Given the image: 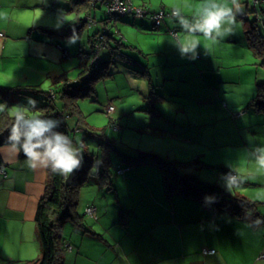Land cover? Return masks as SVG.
<instances>
[{"label":"rangeland","instance_id":"374dc122","mask_svg":"<svg viewBox=\"0 0 264 264\" xmlns=\"http://www.w3.org/2000/svg\"><path fill=\"white\" fill-rule=\"evenodd\" d=\"M133 1L132 2L135 6L145 7L150 12L158 11L162 9L163 6H165L167 10L178 9L180 14L189 20L199 16L204 7L210 6L211 3H215L221 7L231 8L234 20H231L230 18L226 19L222 28L224 35L222 37L213 39L200 33L185 32L181 28L177 17L167 16L164 24L162 25L163 27H161L159 30L153 29L152 26L150 27V13L148 15H144L143 17H136L132 14H127L126 16L122 17V19H113V22H111L113 23L111 24L112 31L116 32V36H123L126 43V46H121V51L131 58L137 59L138 62L131 64L125 59H118L116 63H109V69L112 74L97 81L96 92L92 93V96H85L80 99L79 103L83 110L81 116L83 120V122H81L83 123L82 126H80L79 130L77 129V116H73L68 119L69 125L71 126L69 136L72 138L74 144L77 146L82 145L83 156L86 154V148L89 147L90 152L95 153L98 157L100 155L99 143L101 141V133L105 131L107 135L115 138L117 148L121 149L124 153L134 154L137 152V150H148L165 156L169 159H173L176 157L175 153L177 151L179 158L191 159L196 157L197 150L195 147L199 145L196 141L198 135L197 127L198 124L203 123L202 121L199 123L191 122L189 121L191 119H189L188 122H185V124H194L185 127V131L189 134L187 136L192 138L190 143H188L186 141L187 139L180 140V138L174 133L169 134L166 132L164 135L149 132L146 129L147 127L145 128L147 124L142 123L144 120L140 119L142 117V111L144 110L140 109V107L136 108L135 106L142 102L145 104L148 102V104H150L149 98L151 96L150 102H153L154 100L156 105L160 107L163 106L169 110L172 115H176L175 104L170 102L163 103L162 101L158 100L157 95L161 94V92L159 89H156V82L159 83V85H162V82H166L168 85L171 83L173 86L172 89H174L172 91L174 100L190 99L193 96L192 93H195L197 89L192 88V79H197L198 76L194 69L189 68L188 62L190 61L192 63H198L202 57H208L211 59L214 58L217 60L219 66H221L220 69L222 76L226 78L225 81L227 82H224L223 85L224 88H227L228 90V93H226L228 99H230L232 102L241 101V98L244 99L243 102H240L237 105L238 109L236 107L234 108L235 110L233 111V116H244V121L248 127L240 122V126L238 128L237 123L235 122L229 128L230 130H235L238 132V136L243 138L246 143L254 148L252 160L250 161L248 159L249 156H247V152L244 151L245 149L250 148L247 144H244V146L241 147H235L237 152L232 147H227L228 150L224 152V155L217 158V150L214 151L213 149L215 145L212 146L207 143L205 139H203L202 145H204L205 151L202 150V152H206V154L202 155V159L206 161L204 158H207L211 160L210 162L217 164H212L211 166H203L201 163L198 165L191 164L186 168H182V170L185 172H196L202 179L208 180L210 182L220 183L227 189H229L228 184L230 177H227L226 173L224 172V165L230 166L232 169V166L236 164L232 170H236L240 176L246 177L248 173H251L250 177L255 178L254 181L263 180L264 166H261L257 162L256 157L259 156V152L257 151V137L262 135V132L257 131H261L260 122L264 121V112H262V115H258L260 112L249 106L251 99H248L249 101L247 100L249 97L247 92L249 91V88L253 87V81L255 80L254 78L256 73H260V71H262L261 74H264V57L257 55L255 51L249 46L246 29L244 26L246 22L244 19L245 17L249 19L250 22H253L255 26H258L260 33L264 35V20L258 16L260 15L259 13L261 12V9H257V11L255 10V0ZM25 4L29 5L26 6ZM72 5L73 4L70 2V0H14L13 4L10 6L7 3L0 4V25L2 28H7L9 32H12L10 35V38L12 39L10 43L11 47L9 46L6 50V52L11 50L13 56L12 62L9 60V64H12V73L18 72L22 74L24 69L30 68V66L31 68L28 69V72H33L32 74H29V79L28 81H25V84H37L35 85V88L47 90L49 83H52L54 87L59 89L60 83L55 84L54 81L56 80V75L62 74L65 71H67V76L71 80H77L79 72L82 68L80 65L81 56L79 53L81 50L86 52L92 50L90 34L94 33L98 26L96 25L95 27H89L87 25L85 28H83L82 32L71 36H66L61 33H52V31L49 30H59L65 25L76 24L79 18L86 16L84 10L77 11L70 9V6ZM105 10L106 5H99V8L96 10L97 19H102V17L106 15ZM10 15H13L15 21H11L9 19ZM125 17H128V19L134 23H126L124 21ZM5 20H7V22L2 23ZM166 23L177 24V26H180V34L179 32L173 33L172 31L168 30ZM32 24L36 27V31L44 33L49 40L51 46L45 45L49 47L47 51H52H48L51 54L49 53L50 55L49 57L47 56V58H45L44 55H40L39 53L36 55L32 54L27 59L25 56H23V54L29 53V45H27L28 42H25L22 36L26 34L29 27L33 26ZM145 24L148 25L145 26ZM182 30L185 32V34L187 33L186 39L185 36L184 38L182 37ZM1 33L4 36L5 34H9L7 30H3ZM56 40L67 46L70 52L69 56H64L63 51H60L59 59H54L52 57L55 52L52 46L58 48ZM192 42H197L198 44L194 50H189L188 52L181 51L182 44L187 46ZM136 44L142 47L145 52L149 53L146 56L147 58L137 51V48L134 47ZM42 45H44V43L36 44L33 46V48L31 47V49L32 51L36 52H39L40 49L43 51L45 49H42L44 47ZM171 52H173V54ZM100 53L103 58L109 59L111 56V49L110 47H104ZM140 54L143 58L140 56ZM169 55L171 56V62L174 65H170L166 67V69L168 72L173 70L175 75H173V79L166 80L164 78L165 71L163 70L165 67L163 69L161 68V62L165 60L167 56L169 57ZM22 56L25 59H23ZM4 60L0 59V67L3 66L2 62H4ZM148 63L150 66H152L153 71L156 72L160 78L157 79V75H154L153 84L156 92L153 91V93H148L149 97H145L147 100V102H145L143 101L141 91L145 92V90H147L146 88H148L151 78L150 76H142L137 70L142 69V66L146 67L145 65H148ZM49 69H52L53 71L47 73L46 71ZM39 70H43V72H40ZM48 74L51 75L48 76ZM22 76H25V73ZM187 76L192 79L187 78ZM232 78L234 81H237V84L232 83ZM164 90L170 92L167 88ZM44 93L36 92L34 93L35 95L32 93H18L15 95V97L17 99L23 100L24 102H29V98H32L38 101V103H42L46 100V98H49L47 94ZM257 93L258 84L256 88V95ZM170 96L167 97L170 98ZM117 100H119L120 107H128L127 110L130 112L126 114V116L123 114L118 116L119 112H115V108L112 109V113H108L106 111V108L109 105H113L111 103L116 104ZM0 101L1 104L3 102L1 95ZM145 104L143 105V108L145 107ZM208 105H211L210 101L208 102ZM202 106L203 104L196 108L191 107L189 109L201 110ZM203 108L206 110L205 107ZM17 109V105H12L8 108L11 113H15ZM188 115L194 118L202 117L201 113H189ZM111 117L117 118L119 121L118 124L120 125L115 126L113 123H111ZM178 117L180 118L179 115ZM252 121L258 122L259 124H253ZM203 127H205V129L203 128L202 134L205 138H208L209 136L206 137V133L208 134L209 131L217 129V124L214 126L203 125ZM229 128H225L224 131H230ZM178 129L183 128L178 126ZM221 140L231 141V138L222 137ZM262 142H264V139H262ZM211 143L215 144L213 141H211ZM191 145L193 146V150H191ZM112 159L115 164L121 160L116 151H113ZM132 167L137 169L138 167L142 166L133 165ZM156 169H158V167H156ZM159 171L161 172L160 169ZM155 177H157V174L151 173L150 170H147L146 168L138 169L136 174L132 176V178L136 179V181L132 180L130 177L123 178L121 175L115 173V179L116 181L118 180L119 185H121L122 194H127L124 197L125 203L130 205H134L136 201L143 197V190L140 192L141 184H143V186L148 189L146 184L150 183L149 180H147L145 183H142L138 179H152ZM160 177L162 178L163 182L162 172ZM125 180H128V185H122L126 184ZM133 181L138 184L137 188ZM234 183L235 182L231 184L229 189L232 192H235V187L233 186ZM262 184H264V181H262ZM132 189L139 190L136 197H133L128 193L129 190ZM246 190L247 188H244V186H236V191L240 193L245 194L244 192H246ZM110 191L111 190H108L107 188L100 187L96 182V179L91 176L89 180H87L84 185L81 186L80 204L78 209L80 211L83 209V211L86 212V207L88 204H90L88 200H99L98 197L100 196V199H104V204H110V209H119L122 202L118 196L110 194ZM86 220L90 222L92 219L88 217ZM14 225L16 227L21 226L20 224L16 223ZM74 225L76 224H74V222L71 220L66 222L63 226V234L67 236V234L71 232L72 228L75 227ZM74 238V242H76L77 236L75 235ZM28 245L29 241L24 244L22 249H26ZM30 245L33 249V243ZM8 251L14 256H17L20 252L16 245H13V249ZM66 256H68L66 262L69 263V253H66L65 258Z\"/></svg>","mask_w":264,"mask_h":264},{"label":"crops","instance_id":"0c3cea01","mask_svg":"<svg viewBox=\"0 0 264 264\" xmlns=\"http://www.w3.org/2000/svg\"><path fill=\"white\" fill-rule=\"evenodd\" d=\"M13 2L14 0H0V4L7 3L9 6ZM25 5L28 6L29 4ZM9 19L15 21L13 15H10ZM124 19L126 23H134L128 17ZM149 19L151 27L152 19L151 17ZM5 22L7 20L2 23ZM166 26L168 29L177 28L179 34L181 32L180 26H177V24L166 23ZM5 29L9 34H5L4 36L1 32L3 30L6 31ZM11 33L7 28H2L0 25V59L4 60L6 58L2 62L3 66L0 67V85L35 86L37 84H25V81L29 79V74L33 73L28 72L31 66L24 69L22 74L18 72L12 73V64H9V60L12 62L13 56L11 50L6 52L7 48L11 47ZM184 36L186 39L187 33L185 34L183 31L182 37L184 38ZM22 38L29 45V53L23 54L26 59L32 54L36 55L39 53L40 55H44L45 58L51 54L48 51L52 50L47 51L49 48L47 46H51L47 36L40 31H36L34 25L27 29L26 34ZM39 43H44L42 49L45 50L42 51L40 49L39 52L32 51L31 47L33 48L34 45ZM52 47L55 50L52 57L59 59V53L62 49L59 46L58 48ZM65 47L67 48V46ZM134 47L147 58L146 56L149 53L145 52L142 47L138 44ZM67 51L68 55L63 54L64 56H69L70 52L68 48ZM171 53L173 54V52ZM23 56L22 58L25 59ZM161 63V68L165 67L163 69L165 71L164 78L166 80L173 79V75H175L174 71L168 72L166 69V67L174 65L171 62V56H167ZM145 66L148 74L141 75L150 76L151 81L148 88H146L147 90H145L146 93L141 91V94L143 101L147 102L145 97L148 96V93L153 88L152 86H154L153 81L156 72L153 71L149 63ZM188 66L194 69L198 76L197 79L187 76V78L192 79V88H197L195 93H192L193 96L190 99L174 100L172 93L174 89H172L171 83L168 85L166 82H162V85H159L156 82V89H159L161 92V94H157L163 96V98H158V100L163 103L170 102L175 104L176 115H172L163 106L156 113L147 112L145 108L149 105L148 102L145 104L141 101L142 103L134 106L144 110L140 118L144 120L142 123L158 128L157 132L160 134L165 135L166 132L169 134L174 133L180 140L187 139L186 141L190 143L192 138L187 136L189 134L185 131V127L194 124H185V122H188L189 119H191L189 120L191 122L199 123L202 121L203 123L198 124L197 127L198 135L196 141L199 144L195 147L197 157L202 158V155L206 154V152H202V150L205 151L204 145H202L203 139H205L210 145H215L213 149L214 151L217 150V158L224 155V152L228 150L227 147H232L236 151L235 147L247 144L250 148L244 151L247 152L248 159L251 161L254 148L246 143L243 138H240L238 132L229 128L235 122L238 128L240 122L247 126L244 116H233L234 108H237V105L243 102L244 99L241 98V101L236 102L228 99L226 94L228 90L223 85L227 81L222 76L221 66H219L216 59L202 57L198 63L189 61ZM39 71L43 72V70ZM50 71L53 70L49 69L46 72L49 73ZM261 72L256 73L253 87L249 88L247 92L249 96L247 100L252 99L256 95L257 84L264 82V74H261ZM24 73L25 76H22ZM50 75L48 74V76ZM156 75L157 79L160 78L158 74ZM236 82L232 78V83L237 84ZM52 87L54 85L49 83L48 89ZM166 88L170 92L164 90ZM167 96H170V98ZM209 101L211 105H208ZM111 104L115 105L114 111L119 112L118 116H121V114L126 116L130 112L127 110L128 107H120L119 100L116 101V104ZM144 104L145 107L143 108ZM202 104L201 110L189 109L191 107L196 108ZM258 112H260L258 115H262L264 111ZM189 113H201L202 117L194 118L189 116ZM115 119L119 123L118 119ZM252 123L259 124L254 121ZM216 124L217 129L209 131L208 134L206 133V137H209L205 138L202 134L203 128L205 129L203 125L214 126ZM260 125L261 131L257 132H262V135L257 137L258 149L264 148V142H262V139H264V121L260 122ZM178 126L183 129H178ZM227 127L230 131L225 132L224 129ZM77 129L79 130V127ZM222 137H230L231 141H223L221 140ZM211 141L215 144H212ZM190 147L193 150V146L191 145ZM0 155L2 159V163L0 164V255L15 259L36 258L40 254V241L37 237L35 216L39 199L45 190L47 168L38 167L30 169L27 166V158H21L19 152L10 143L0 147ZM175 156L179 158L177 151ZM204 159L212 163L210 162L211 160ZM235 165L232 166V169H234ZM152 166L143 165L137 169L132 167L123 175L119 174L123 178L130 177L135 181L136 179H133L132 176L141 168H146L151 173L157 174V177L152 179H138L142 183L149 180L150 183L146 184L149 190L141 184L140 192L143 190V197L136 201L134 205L125 203L124 197L127 194H122L121 185H119L116 179L114 180L115 189L111 190L110 194L120 198L122 204L119 209H110V204H104V199H100L101 196L98 197L99 200H88V202L96 206L95 216L90 217L92 219L90 222L86 220L91 231H86L78 227V225H74L75 227L72 228L71 232L67 236L64 235L69 245L65 255L66 253L70 255L69 263L66 262L68 258L66 256L64 264H264V219L255 220L253 214L249 212L236 216L221 210L214 214L199 199L181 194L167 197L163 188L162 178L160 177L161 172L159 168L156 169V167ZM223 169L231 168L224 165ZM250 175L251 173H248L245 177L239 174L241 183L238 185L247 188L244 193L258 201V209L264 217V184H262L264 179L254 181L255 178H251ZM125 181L126 184L122 185L129 184L128 180ZM135 181L133 183L137 188L138 184ZM138 191L132 189L128 193L136 197ZM15 223L21 226L16 227ZM75 235L77 236L76 242H74ZM28 241L29 245L25 246L26 249L23 250L24 244ZM32 243L34 245L33 249L30 245ZM13 245H16L20 251L17 256L10 254L8 251L13 249ZM205 247L214 248L215 251L205 252Z\"/></svg>","mask_w":264,"mask_h":264},{"label":"trees","instance_id":"16d2710c","mask_svg":"<svg viewBox=\"0 0 264 264\" xmlns=\"http://www.w3.org/2000/svg\"><path fill=\"white\" fill-rule=\"evenodd\" d=\"M70 2L73 4L70 6V9L77 11L84 10L86 16L79 18L76 24L65 25L59 30L54 29L51 31L52 33H61L66 36H71L82 32L83 28L87 25L89 27H95L97 25L98 28L95 32L90 34L92 50L89 52L81 50L79 53L81 56L80 65L82 68L76 81L71 80L67 76V71L57 76L54 83H60L59 89L52 87L51 89L40 90L35 88L36 86L30 87V85H0V95L2 96L3 102L7 103V108L3 112H0V147L5 144H11L8 137L15 123L16 111L15 113H11L8 108L12 105H17L19 109L21 106L28 104V102L17 99L15 97L16 94L45 92L49 98L37 104L35 114L59 120L60 125L54 128L53 131L64 132L69 135L71 126L69 125L68 119L70 117L77 116V127L80 128L83 124L81 123L83 122L81 118L83 110L79 103L80 99L85 96H92L91 94L96 92L97 81L112 74L109 69V63H116L118 59H125L124 57L116 56L115 52L120 51L122 54L121 56H128L121 51V46H126L124 37H120L119 35L116 36V32L111 29V24H113L111 22H113V19H122V17L127 14H135L126 13L121 15L111 12L108 7L110 0H70ZM99 5H106V15H104L102 19H97L96 10L99 8ZM259 5L264 13V4L260 3ZM162 9H164L166 13L171 11L167 10L165 6H163ZM167 16L173 17L172 15H166L157 28H154L155 22L151 18L152 28L159 30L164 24ZM244 19L246 20L244 26L249 46L257 55L264 57V35L260 33L258 26H255L249 19L245 17ZM90 20H93L94 23L91 24ZM168 30L173 33L174 31H177V33L179 32L177 28ZM57 44L65 55V51L68 52L67 48L59 41H57ZM104 47H110L111 49V56L109 59H105L101 56L100 52ZM97 57L98 60H96ZM128 57L129 58L126 60L127 62L131 64L138 62L137 59L131 58L130 56ZM137 71L142 75L148 74L147 68L143 66L142 69ZM152 87L153 89L150 93L155 91L154 86ZM147 97H149V95L146 96V98ZM157 97L163 98L161 95H157ZM149 99L150 104L145 110L150 113L158 112L160 106L156 105L154 100L150 102L151 96ZM249 106L258 111H264V82L258 84V93L251 99ZM107 112L110 113L108 108ZM110 122L115 126L119 125L117 120L113 117L110 118ZM145 128L154 134L159 133L156 127H148L146 125ZM99 149L100 155L97 157L95 153L90 152L89 147L86 148V154L83 156L81 167L74 170L70 175L64 176L53 173L50 168H47L45 190L39 199L35 216L37 237L40 241V254L38 257L31 259H15L0 255V264H64L65 252L67 248H69L63 234V226L65 223L71 220L78 225V227L86 231H91L87 224L86 217L94 216L78 209L81 186L93 176L100 187L113 190L115 189V173L118 175L124 174L127 170L131 169L133 165H153L158 167L163 174L164 190L168 197L181 194L199 199L204 206L214 214L221 210L236 216H241L249 212L253 214L255 220L264 219L258 209V201L236 191V185L241 183V179L238 173L232 169H224V172L227 177H229L228 174L230 172H235L237 174V178L233 185L235 187V192L225 188L220 183L202 179L196 172H185L182 170V168H186L191 164L198 165L201 163L203 166L217 164L206 162L201 157L196 156L191 159L175 157L169 159L148 150H137L134 154L124 153L121 149L117 148L115 138L107 135L105 131L101 133ZM113 151H116L121 158L120 162L117 164H115L112 159ZM19 155L21 158H26L22 151L19 152ZM1 163L2 159L0 155V164ZM121 168L125 170L120 172L119 169ZM89 205L95 206L92 203ZM209 249L215 251L214 248Z\"/></svg>","mask_w":264,"mask_h":264},{"label":"clouds","instance_id":"9594fccd","mask_svg":"<svg viewBox=\"0 0 264 264\" xmlns=\"http://www.w3.org/2000/svg\"><path fill=\"white\" fill-rule=\"evenodd\" d=\"M185 32L200 33L209 38H219L224 35L222 31L226 19L234 20L232 9L221 7L215 3L202 9L199 16L189 20L180 14L179 10L172 12ZM197 42L185 46L181 51L188 52L197 47ZM38 101L29 98L28 105L21 106L15 113V123L8 137L12 147L17 152L22 151L27 158L30 169L38 167L50 168L53 173L70 175L81 167L83 161L82 145L74 144L72 138L64 132L53 131L60 125V121L50 117L35 114ZM7 108V103L0 104V112ZM260 155L257 162L264 166V148L257 149ZM229 180L228 188L235 181Z\"/></svg>","mask_w":264,"mask_h":264},{"label":"built area","instance_id":"2783aa9c","mask_svg":"<svg viewBox=\"0 0 264 264\" xmlns=\"http://www.w3.org/2000/svg\"><path fill=\"white\" fill-rule=\"evenodd\" d=\"M260 3H263L264 4V0H255V10L257 11V9H261L260 8ZM108 7H109V10L115 14H126V13H133L135 14L136 16H143L145 14H149L150 13V16L151 18L153 19V21L155 22L154 24V28H157L163 21L164 17L166 15H172V12L174 10H177V9H172L170 12L166 13V11L164 9H160L158 11H154V12H149L145 7H142V6H135L132 2V0H110L109 4H108ZM149 12V13H148ZM260 15H258L261 19L264 20V13L261 12L259 13ZM91 21V24H93V20H90ZM174 33H177V31H174ZM68 52L65 51V55H67ZM115 55L116 56H119V57H124L125 60H127L129 57L127 56H121V52L120 51H116L115 52ZM124 55V54H123ZM98 60V57L97 59ZM98 62V61H97ZM108 109L110 111V113L113 111L112 109H114V105H109L108 106ZM125 169L124 168H121L119 169L120 172L124 171ZM229 177H235L237 178V174L235 172H230L228 174ZM86 212L88 214H90L91 216H95V212H96V207L93 206V205H88L87 208H86ZM205 252H212L214 251L213 249H209V248H205L204 250Z\"/></svg>","mask_w":264,"mask_h":264}]
</instances>
